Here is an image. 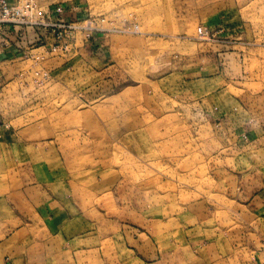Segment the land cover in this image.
I'll use <instances>...</instances> for the list:
<instances>
[{
  "label": "rangeland",
  "instance_id": "374dc122",
  "mask_svg": "<svg viewBox=\"0 0 264 264\" xmlns=\"http://www.w3.org/2000/svg\"><path fill=\"white\" fill-rule=\"evenodd\" d=\"M37 1L77 5L78 14L104 18L112 30L103 33L104 52L92 53L105 60L93 72L77 35L83 58L75 64L85 68L77 74L65 68L62 85L55 61H48L57 55L44 48L1 63L0 109L32 145L22 152L63 173L65 193L73 194L81 215L118 223L122 232L127 225L122 245L144 264L153 261V245L160 247V264H181L174 257L184 247L182 264H215L220 258L210 255L222 252L223 264L254 263L252 243L260 235L229 197L232 151L221 148L214 123L193 97L201 89L202 46L209 63L220 54L231 77L239 72L238 49L251 74L257 58L264 63V45L240 48L233 36L218 33L248 29L252 43L264 41V0ZM198 27L212 37L202 38ZM197 254L201 261L191 256Z\"/></svg>",
  "mask_w": 264,
  "mask_h": 264
},
{
  "label": "crops",
  "instance_id": "0c3cea01",
  "mask_svg": "<svg viewBox=\"0 0 264 264\" xmlns=\"http://www.w3.org/2000/svg\"><path fill=\"white\" fill-rule=\"evenodd\" d=\"M218 33L233 36L236 40L233 44L240 48L251 46L258 49L264 45V41L252 43L255 33L248 29L222 27ZM36 34L27 29L21 41L12 34L11 45L0 47V85L4 74L1 63L13 62L22 58L24 53L31 55L40 48L47 50L43 46L32 47ZM105 36L99 34L95 41L82 45V50L89 51L91 55L85 59L91 69L89 72L95 71L97 65H105L103 55L99 54L104 52L105 44L101 39ZM243 38L250 39L249 43L246 44ZM82 50L50 56L52 58L48 61H55L59 84L64 81L60 72L63 73L65 68L67 71L75 70L76 74L80 66L85 68L84 64H75L76 59L83 58ZM95 50L99 53L92 54ZM241 51L238 49V60L235 58L233 63V66L238 65V75L231 77L223 59L218 60L220 54L216 55L214 62L211 57L209 63L207 60L211 55L202 46L199 59H204L198 66L201 89L199 97L193 98L200 101L206 115L214 123L221 148L232 151L230 175L234 184L229 197L247 211L253 220V230L257 229L260 235L259 243H252L254 249L251 254L255 260L252 264H264V63L257 58L256 70L251 74L242 62ZM30 146L3 118L0 109V264H96V259L101 256L100 264H144L129 253L125 243L122 245L123 233L128 234L127 225L122 232L118 223L102 218H97V222L84 212L81 215L79 205L71 199L73 194L65 193L67 181L63 173H59L51 161L40 163L22 152ZM75 187L79 194L77 183ZM152 249L153 261L149 264H160L159 260H155L160 247L153 245ZM99 253L102 255L97 258ZM178 253L180 256L176 259ZM178 253L176 251L173 256L182 264L189 251L184 247ZM191 256L201 261L202 255ZM210 256L220 258L215 260V264H223V252Z\"/></svg>",
  "mask_w": 264,
  "mask_h": 264
},
{
  "label": "built area",
  "instance_id": "2783aa9c",
  "mask_svg": "<svg viewBox=\"0 0 264 264\" xmlns=\"http://www.w3.org/2000/svg\"><path fill=\"white\" fill-rule=\"evenodd\" d=\"M77 9L74 4L45 6L37 0H0V47L11 45L12 34L21 41L27 29H32L33 33H37L36 40L31 44L33 48L43 46L52 53H67L77 50L75 42L78 34H81L83 45L112 30L103 26L104 18L80 15ZM132 31L138 32L137 25ZM198 33L205 39L212 37V32L205 27H198Z\"/></svg>",
  "mask_w": 264,
  "mask_h": 264
}]
</instances>
